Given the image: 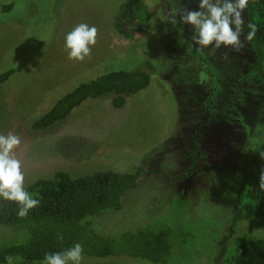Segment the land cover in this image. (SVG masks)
Segmentation results:
<instances>
[{
	"label": "rangeland",
	"instance_id": "obj_1",
	"mask_svg": "<svg viewBox=\"0 0 264 264\" xmlns=\"http://www.w3.org/2000/svg\"><path fill=\"white\" fill-rule=\"evenodd\" d=\"M129 1L0 0V73L14 72L0 85V134L11 132L21 139L13 151L22 163L24 187L52 179L57 172L71 177L104 171L138 174L120 210L94 223L97 231L116 235L143 227L167 228L172 244L168 264H219V259L225 264L241 237L264 236V227L236 218L234 202L243 185L237 172L222 167L252 142L232 133L225 146L222 132L210 130L203 148L206 163L189 157V143L202 117L197 106V79L202 77L190 64L170 62L166 42L176 31L187 54L197 55L199 49L189 40L193 29L180 16L185 9L195 10L198 0H139L149 16L141 36L115 27ZM6 6L10 8L5 11ZM80 23L94 26L97 37L90 56L75 61L68 58L64 38ZM146 60L155 69L150 85L127 98L124 107L114 108L112 95H104L85 101L46 130L31 129L80 84L111 71L133 70ZM10 231L0 226V237L12 235ZM13 264L42 262L14 258ZM82 264L151 263L83 257Z\"/></svg>",
	"mask_w": 264,
	"mask_h": 264
},
{
	"label": "trees",
	"instance_id": "obj_2",
	"mask_svg": "<svg viewBox=\"0 0 264 264\" xmlns=\"http://www.w3.org/2000/svg\"><path fill=\"white\" fill-rule=\"evenodd\" d=\"M9 8L6 6L5 11ZM148 17L144 4L139 0H131L121 8L115 27L123 33L141 36L149 26ZM243 18V47L238 51L222 47L215 51L199 50L197 55H188L185 42L175 31L166 42V55L175 65H192L202 77L200 81L197 79V106L202 117L197 120L194 128L196 133L189 143V157L195 162L196 158L206 160L208 155L203 152V148H207L205 144L210 138V130L222 132L226 138H223L225 146L232 133L240 135L243 142H252V147L245 148L251 151L246 152L244 149L235 155L230 147L234 156L228 158L222 167L237 172L243 185L240 196L234 202L236 218L263 228L264 190L259 187V183L264 173V0H249ZM249 24L255 26V35L247 41L245 36L251 31ZM192 35L193 30L189 35L191 47L198 49L192 41ZM232 62H236L233 67ZM209 66L217 72L212 74ZM153 68L154 64L146 60L133 70L111 71L80 84L34 121L31 129L46 130L66 119L85 101L104 95H112L111 104L114 108L124 107L127 98L150 85V74L153 75L155 71ZM13 73L12 70L1 72L0 85L7 82ZM215 75L219 76L214 83ZM245 116H249L250 120H246ZM246 122H250L247 129L243 128ZM231 154L228 152V155ZM137 178L138 174L115 171L97 172L83 177L57 172L52 179L39 180L25 187L40 201L39 206L30 210L25 217L17 215L16 203L0 200V226L11 229L12 234L0 237V264H7L5 257L8 256L42 262L45 253L63 251L75 243L83 246V257L87 258L128 257L151 264H168L172 244L167 228L143 227L107 235L94 227V223L99 224V221L104 220L100 216L120 210L122 197L135 186ZM234 228L229 236L234 233ZM61 234L63 239L59 238ZM224 250L223 246L222 253ZM218 262L220 264L221 259ZM225 264H264V236L241 237L236 243L234 254Z\"/></svg>",
	"mask_w": 264,
	"mask_h": 264
},
{
	"label": "clouds",
	"instance_id": "obj_3",
	"mask_svg": "<svg viewBox=\"0 0 264 264\" xmlns=\"http://www.w3.org/2000/svg\"><path fill=\"white\" fill-rule=\"evenodd\" d=\"M248 3L249 0H198L197 8L185 9L180 20L193 29L192 41L199 50L215 51L231 47L238 51L243 47V15ZM248 27L251 31L245 40L250 41L255 35V26L249 24ZM96 37L94 26L87 23L76 25L64 38L68 58L84 61L91 54V46L96 44ZM20 144L18 135L11 132L0 134V200L16 203L17 215L25 217L39 206L40 201L24 187L22 163L15 158L13 151ZM259 187L264 190V173L261 174ZM59 238L63 239L62 234ZM83 251V246L75 243L63 251L45 253L42 264H82ZM5 260L7 264H13L11 256L5 257Z\"/></svg>",
	"mask_w": 264,
	"mask_h": 264
}]
</instances>
